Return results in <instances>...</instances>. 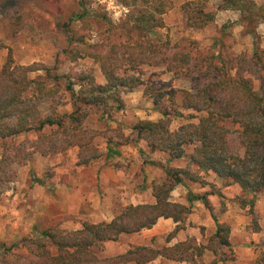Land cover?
<instances>
[{"label": "trees", "instance_id": "16d2710c", "mask_svg": "<svg viewBox=\"0 0 264 264\" xmlns=\"http://www.w3.org/2000/svg\"><path fill=\"white\" fill-rule=\"evenodd\" d=\"M132 9L123 27L116 26L106 17L108 39L91 43L86 36H76L75 23L84 24L91 17L87 0H77L67 18L35 15L22 9L17 15L6 18V23L16 28V36L28 22L48 33L54 29L65 34L69 41L53 66L34 63L30 66L15 64L12 54L0 70V194L17 177V167L27 165L35 154L52 157L78 148V164L88 166L102 156L96 145V131L86 126L93 114H108V100L122 104V93L144 87L161 114L158 121H139L132 128L131 137L117 133L120 143L137 144L143 141L152 152H162L170 160L188 158V166L196 171L165 169L166 181L154 187V204L126 207L110 222L85 223L81 229L68 231L48 229L37 232L29 241L36 253L31 258L15 256L10 249L0 246V260L15 264H148L158 258L175 262L197 264L207 251L219 255L230 247V228L216 218V230L207 245L186 240L162 249L134 247L116 257L102 258L100 253L107 242H117L123 235H133L152 229L160 219H172L177 224L170 235L173 239L182 230L181 224L192 213V204L201 202L210 209L208 194L189 193V206L170 200L172 191L182 184V175L203 186L209 185L201 174L214 173L227 185L238 186L246 196L242 208L250 207L255 214L258 196L264 193V49L258 43L255 24L264 23V8L253 0H225L222 9L242 13V23L248 24L253 41L252 54L228 56L232 44V28H221L211 47L200 50L180 49L165 39L159 30L165 27L163 16L168 5L165 0H120ZM209 0L187 4L188 24L204 29L216 20V13L207 12ZM186 6V7H187ZM123 32L124 40L114 37ZM108 40V41H107ZM227 54L225 53V48ZM230 52V51H229ZM90 59L99 65L106 80L97 82L93 69L71 70L60 75L59 68L70 62ZM162 69L174 79L186 80L188 90L167 89L145 84L142 68ZM44 72L33 78L31 74ZM258 82L255 88L254 81ZM78 86V90L76 87ZM71 96V113H60L57 104L63 100L62 91ZM179 102L177 103L176 99ZM50 105L44 116L41 106ZM189 112V115H186ZM176 119L185 121L172 128ZM197 120V122H193ZM228 124L238 126L233 131ZM35 134L28 141H18L20 136ZM106 158L120 156L113 139L106 137ZM192 153L187 157V149ZM36 183L42 184L35 179ZM214 187L212 184H210ZM250 196V197H249ZM254 232L261 227L254 219Z\"/></svg>", "mask_w": 264, "mask_h": 264}, {"label": "rangeland", "instance_id": "374dc122", "mask_svg": "<svg viewBox=\"0 0 264 264\" xmlns=\"http://www.w3.org/2000/svg\"><path fill=\"white\" fill-rule=\"evenodd\" d=\"M165 1L168 5L167 13L163 16L165 27L159 33L172 45L187 50L207 49L220 36L221 28L230 24L233 38L226 40V43L232 44V49L226 46L225 53L229 49L228 56L252 54L254 39L247 33L250 27L242 23L241 12L222 9L225 0H209L206 11L216 13V20L201 30L189 26V14L185 10L191 9L188 3L197 0ZM253 1L257 7L264 8V0ZM87 3L93 19H88L84 24L75 23L73 28L76 36H86L91 43L108 39V28L102 22L103 17L123 27L132 11L120 0H87ZM76 4L77 0H0V70L10 51L17 65L38 63L53 66L56 56L69 44L63 32L54 29L44 33L32 22H28L15 36L16 28L5 22L7 17L28 9L35 15L59 17L62 20L68 17L69 10ZM253 29L264 49V23H256ZM114 38L121 41L125 36L119 30ZM72 69L78 72L93 69L97 82H106L99 65L90 59L80 60L77 64L67 62L59 68L58 73L69 74ZM142 70L145 84L158 87L165 83L167 89L190 88L188 81L174 79L173 74L162 69L145 66ZM41 75L44 72L39 71L31 74V77ZM253 85L257 88L258 82L255 80ZM76 89H79L78 86ZM62 95L63 100L57 104V109L60 113H71V96L64 90ZM121 96L122 104L114 99L108 100L109 112L105 117L100 113L93 114L86 122L89 129L96 131L95 142L102 152L99 159L88 166L79 165L78 148H72L67 153L52 157L35 154L27 165L16 168L17 177L0 194V246L10 249L17 257L31 258L36 249L29 240L37 232L48 229L74 231L81 229L85 223L110 222L130 205L154 204V187L166 181V167L176 172L185 168L196 171V168L188 166V158L171 161L168 154L152 152L143 141L117 144L121 141L117 136L119 131L125 137L133 138L132 128L139 121H158L161 118L152 100L144 95V87L132 92L125 91ZM176 101L179 102L178 98ZM40 110L46 116L50 113V105L44 104ZM183 123L185 121L176 119L172 128L177 129ZM228 125L233 131L239 129L238 126ZM106 137L113 139L115 149L121 152L120 156L106 158ZM34 138L35 134H29L20 136L18 141L30 142ZM192 150V147L187 149V157ZM2 152L0 148V157ZM181 177L183 182L172 191L170 200L189 206V193L208 194L210 209L201 202H194L192 213L185 218L181 224L182 230L173 239L170 238L173 231L147 238L144 235H123L117 242H107L100 257L118 256L134 247L162 249L190 239L207 245L216 230V218L221 225L230 228V247L224 248L219 255L207 251L197 264H264V193L258 196L255 214L252 215L249 206L242 208L246 196L242 190L236 185H227L214 173L201 174L202 179L214 187L193 182L185 175ZM35 179L42 184L36 183ZM254 219L261 227L259 233L254 232ZM159 259L160 264H190L164 258L148 264H156L155 261ZM0 264L15 263L0 260Z\"/></svg>", "mask_w": 264, "mask_h": 264}, {"label": "crops", "instance_id": "0c3cea01", "mask_svg": "<svg viewBox=\"0 0 264 264\" xmlns=\"http://www.w3.org/2000/svg\"><path fill=\"white\" fill-rule=\"evenodd\" d=\"M120 155H121V152H120ZM136 196H139V195H136ZM154 201H155V199H154ZM176 225L177 224H175L172 219H163L162 218L158 221V223L152 229L144 230L141 233L135 234L134 236L144 235L147 238L148 236H156L157 234H161V233L166 234V233L174 231V229L176 228ZM112 243H114V242H112ZM177 243H179V242H176L175 244H177ZM126 252H124V253H126ZM124 253L122 252L121 254H124ZM114 257H116V256H114ZM155 263L160 264L161 259L155 261ZM172 264H174V262Z\"/></svg>", "mask_w": 264, "mask_h": 264}]
</instances>
